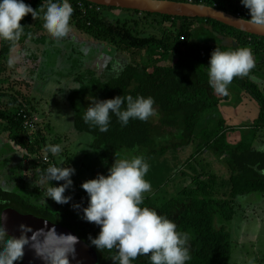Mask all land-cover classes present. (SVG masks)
<instances>
[{"label":"trees","instance_id":"1","mask_svg":"<svg viewBox=\"0 0 264 264\" xmlns=\"http://www.w3.org/2000/svg\"><path fill=\"white\" fill-rule=\"evenodd\" d=\"M167 1L216 7L245 21L250 19L247 9L231 0ZM24 2L38 11V17L33 19L29 15L21 21L25 35L15 46L0 40V84L4 86L0 87L1 131L6 135L4 139L20 153L22 167L33 158L40 159L46 154L45 146L50 144L46 130L41 128L42 123L38 122L36 129L25 128L24 125L32 121L37 112L31 98L32 82L36 81H28L22 75L17 79H11V76L3 78L11 70L8 66L11 59L28 68V73L38 69L41 52L46 46L48 32L43 27L44 13L40 8L46 10L48 0ZM70 3L74 8L71 22L92 39L110 45L114 51L112 56L121 55L125 62L117 71L110 61L106 71L114 74L109 78L92 71L83 77L77 72L74 74L81 89L66 92L74 129L94 137L91 147L102 151L108 162L122 152H125L124 156L143 154L146 157L150 170L145 179L151 183L152 190L145 195L143 206L167 216L177 224L178 231L190 235L191 260L188 264H231V235L224 225L216 226L215 216H219L223 223L231 222L240 197L252 193H261L264 197V152L258 150L262 145L259 143L260 135L264 134V72L258 71L264 68V37L243 33L211 19L106 8L84 0H70ZM115 11L130 18L113 19L108 14ZM141 23L159 27L160 35L142 33L139 30ZM197 25L216 38L229 40L232 45L223 47L197 40ZM216 47L221 50L250 47L256 62L250 77L234 78L226 97L215 94L208 84L206 67ZM24 50L33 54L26 56ZM121 95L152 96L157 115L147 122L130 120L126 127L113 116L106 133H100L83 121L92 97L106 100ZM246 106L250 108L246 110ZM190 146L194 152L184 164L190 167L197 157L205 153H210L216 160L221 153H229L228 158L222 161L228 176V190L220 196V191L216 190L219 177L210 172H194L193 176L182 172L183 177L190 178V184L180 187L176 194L156 201L155 195L162 193L178 169L169 165L167 155L170 152L177 154ZM46 155L53 164L57 163L51 154ZM39 165V172L45 170L41 163ZM22 167L20 173L24 171ZM12 174L10 178L14 177ZM20 180L19 186L13 180H10L9 187L0 185V216L5 209L11 208L20 214L62 225L97 253V264H112L115 250L99 252L88 239L89 236L95 238L100 228L85 222L82 211L78 213L72 209L74 203L87 207L88 197L83 198L70 189L66 192V195L73 196L70 204L47 202V206L38 205L33 193L45 190L40 179L36 184L26 178ZM132 264H150V260L147 256H139Z\"/></svg>","mask_w":264,"mask_h":264},{"label":"clouds","instance_id":"2","mask_svg":"<svg viewBox=\"0 0 264 264\" xmlns=\"http://www.w3.org/2000/svg\"><path fill=\"white\" fill-rule=\"evenodd\" d=\"M240 2L248 11L250 19L247 20L258 27H264V0ZM40 11L44 13L43 27L52 37L63 38L72 31L70 22L74 8L70 0H48L46 10L41 7ZM29 15L36 19L39 13L24 0H0V40L15 46L25 35V26L21 21ZM255 64L250 47L235 50L216 47L206 67L208 84L215 94L226 97L234 78L250 77ZM79 89V84L72 85V90ZM89 101L83 121L100 133L109 131L113 116L121 126L126 127L130 120L147 122L157 115L154 107L156 102L152 96L121 95L106 100L94 96ZM94 139L85 138L80 152L89 151L86 145ZM258 150L264 152V148ZM44 152L56 157L58 163L50 164L46 170L39 172L40 183L50 186L35 203L47 206V201L52 200L59 205H68L73 196L66 195V192L74 187L72 177L76 169L70 164L65 166L61 144H48ZM149 170L150 163L143 154L115 156L107 175L98 174L95 179L81 184L88 197L87 207L74 203L72 209L78 213L82 211L85 222L100 228L95 238L89 236L88 239L99 252L115 250L112 264H132L139 256H147L150 264H188L191 260L190 235L178 231L177 224L167 216L143 206L145 193L152 190L151 183L145 179ZM4 221V215L0 216V264H22L25 248L30 245L45 264H71V260L75 259V246L79 243L77 237L58 236L55 229H52L49 232L55 233L64 243L56 245L49 252H41L35 247V240L37 233L42 231L34 232L28 225L21 224V235L10 236ZM28 233H32L31 238Z\"/></svg>","mask_w":264,"mask_h":264},{"label":"rangeland","instance_id":"3","mask_svg":"<svg viewBox=\"0 0 264 264\" xmlns=\"http://www.w3.org/2000/svg\"><path fill=\"white\" fill-rule=\"evenodd\" d=\"M231 1L241 3L240 0ZM108 15L113 19H116L117 17H129L118 11L113 13L109 12ZM70 23L72 31L66 37L57 39L52 37L50 33H47L46 46L41 52V62L39 63L38 69L28 73V68H25L24 65H19L18 63L20 62H16L15 59H11V63L8 65L11 70L6 72L7 74L3 75V78L5 76H11V79H17L22 75V77L28 81H36L32 82V95L36 97V99H45L47 103L44 104V100L40 101L39 108L33 117L37 118L39 123H42L41 128L46 130L50 144H61L63 146L62 155L65 161V166L70 164V166L76 169V174L72 177L74 181V187L72 190L85 198L87 197V194L82 190L81 184L90 179H95L98 174L107 175L108 169L114 163L115 158L114 160H110V162L106 161L102 156V151L98 152L91 147L92 143L86 145V150L89 151L80 152L81 144L85 143V138L91 136L79 133L74 129L72 111L69 108L70 106L68 105V107L65 104L67 94H65V92L51 94L52 92L47 89V84H53L56 80V74L63 72L73 73L75 71L81 75L80 77H83L88 74V71H92L97 73L98 76L105 74L104 76L109 78L112 77L114 73L106 71L108 63L112 61V67L117 71H120L125 62L121 55L115 54L112 56L114 51L110 45L99 43L84 32H81L76 27L75 23ZM131 25L132 23H130V26ZM163 28L166 29L165 24ZM139 30L147 35H160L159 27H148L143 23L139 26ZM195 37L202 42L219 44L223 47L232 45V42L229 40L220 39L218 37L216 38L214 35L212 36L210 32L200 25L196 26ZM77 50L80 54L74 53V51L77 52ZM64 51L69 52L62 55ZM37 52L39 53V50H37ZM24 53L26 56L33 54L32 51L29 50H24ZM110 56L112 57L111 59ZM135 59L138 60V58ZM144 61L145 58L142 62ZM11 71H13V74ZM25 71L27 72L26 74ZM258 71H262L263 73L264 68L258 69ZM28 76H30L31 79H29L30 77ZM0 87L3 88L4 86L0 84ZM49 87L51 89V84ZM48 105H50V107ZM246 108L248 109L249 106ZM7 111L12 113L10 110ZM1 126L2 124L0 123V136L4 140L6 135L5 133H2ZM262 136L264 137L263 133L260 135V139ZM263 144L264 142L262 143L261 148H264ZM8 145L12 146V144ZM1 149L2 147H0V151ZM193 152L194 150L190 146L177 154L172 155L170 152L167 155L169 165L174 168L177 166L176 168L178 169L173 173L168 185L162 189V193L158 196L155 195L154 199L156 201H161L168 196L176 194L180 187L190 184V178L183 177L181 175L182 172L187 173L189 176H193L194 172H197L198 174L210 172L219 177V184L216 186V190L220 191V196L221 193L228 190V176L222 161L228 158L229 153H221L220 156L217 157L218 160H216L210 153H205L204 155L197 157L195 162L191 163L192 167L185 166V162ZM124 154L125 152L119 153L117 157H123ZM12 156H14L15 159L13 158L11 162L8 160L2 162V160H0V164L5 168V172L7 170L6 168L10 165H18L20 163L18 162L19 156L21 157L19 152L15 150L14 155ZM44 156H46V154H43L40 159L33 158L30 160L32 164L30 165L32 169H30L31 172L25 173L27 170L25 172L22 171L23 173H17L12 178L2 173L0 175V181L4 183L8 179L13 180L15 184L19 186V182H21L20 179L26 178L27 180H31L30 183L35 182L36 184L40 179L38 171L40 167L39 163H41ZM3 158L5 157H2L1 159ZM51 158H54L58 163L56 157L51 155ZM28 166L29 164L27 167ZM41 185L44 189L48 187V184L45 183H41ZM44 191L45 190L33 193L34 198L36 197V201L41 198ZM147 194L149 193H145V195ZM261 196L252 198L240 197L237 201L234 219L231 222L223 223L219 216H215L216 226L219 227L224 225L231 235V264H264V197ZM47 202H50V204L55 203L52 200H48Z\"/></svg>","mask_w":264,"mask_h":264},{"label":"water","instance_id":"4","mask_svg":"<svg viewBox=\"0 0 264 264\" xmlns=\"http://www.w3.org/2000/svg\"><path fill=\"white\" fill-rule=\"evenodd\" d=\"M91 4L106 7L118 8L124 10L137 11L140 13L158 14L162 16L178 17V18H204L215 20L221 24L231 27L243 33L264 37V27H258L249 21H245L237 16H233L225 11L219 10L216 7L205 6L201 4L171 2L167 0H84ZM5 217V227L10 236L19 237L21 235L19 226L26 224L38 232L35 240V247L41 252H49L56 245L64 243L59 240L58 236L73 235L78 238L79 243L76 244L75 259L71 260V264H97L98 255L83 242L70 229L54 224L42 218L33 215L20 214L14 209H5L1 216ZM55 229V233L49 232ZM31 238L32 233H28ZM22 264H45V261L37 256L35 250L30 246L25 248V256Z\"/></svg>","mask_w":264,"mask_h":264},{"label":"crops","instance_id":"5","mask_svg":"<svg viewBox=\"0 0 264 264\" xmlns=\"http://www.w3.org/2000/svg\"><path fill=\"white\" fill-rule=\"evenodd\" d=\"M68 53L69 51H64V53L62 55H64L65 53ZM76 72H63V73H58L56 74V80L55 82L51 84V89L49 87L50 84H47V89L52 92L51 94H54L56 92L58 93H62V92H65V94H67L66 92H68L69 90H72V85L74 84H77L76 81H75V77H74V74ZM32 94H33V91H32ZM31 94V98L34 99V104L36 106V109L39 108V105H40V101L44 100V104L47 103L45 101V99L43 98H39V99H36V97H34L33 95ZM65 104L66 106H68V102H67V99L65 101ZM50 107V105H48ZM69 107V106H68ZM233 107H235L236 110L239 111V109L236 108V106L234 105ZM247 107V106H246ZM245 107V109L247 110V108ZM70 108V107H69ZM250 108V107H249ZM245 112V111H244ZM243 112V113H244ZM241 114V113H240ZM241 116V115H240ZM246 117V115H245ZM255 117V116H253ZM50 126V125H49ZM264 142V137L262 136L261 139L259 140V143H263ZM8 144H11L10 142L8 143L5 139L3 140V138L0 136V147H2L1 151H0V160H2V162H5V161H9L11 162V160H13L14 156V152L15 150L13 149V147L11 145H8ZM4 146V148H3ZM2 157H5L3 159H1ZM15 159V158H14ZM4 160V161H3ZM14 162V161H13ZM20 162L18 165H10L8 168H6V172H5V168L1 166L0 164V175L2 173L6 174V176H10V174H17V173H20V167H21V160H20V156H19V161ZM31 161L29 162V166H23L22 169L24 170V172L27 170V172L25 173H29L31 172L30 169H31ZM32 170V169H31ZM10 172V173H9ZM12 174V175H13ZM15 183V182H14ZM0 185H5V186H11V183H10V180L8 179L7 181H5L4 183H2L0 181ZM44 188V187H43ZM262 194L261 193H252L250 195H247L245 197H249V198H252V197H259L261 196ZM262 197V196H261Z\"/></svg>","mask_w":264,"mask_h":264},{"label":"built area","instance_id":"6","mask_svg":"<svg viewBox=\"0 0 264 264\" xmlns=\"http://www.w3.org/2000/svg\"><path fill=\"white\" fill-rule=\"evenodd\" d=\"M37 123H38V119L32 116V121H27L26 123H24V125H25V128L30 127L31 129H36ZM41 164L45 167V170H46L49 167V165L53 163L49 157L45 159V156H44L42 158Z\"/></svg>","mask_w":264,"mask_h":264}]
</instances>
